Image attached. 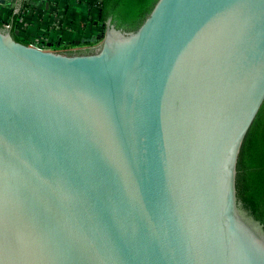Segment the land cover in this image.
<instances>
[{"label":"water","instance_id":"95a60500","mask_svg":"<svg viewBox=\"0 0 264 264\" xmlns=\"http://www.w3.org/2000/svg\"><path fill=\"white\" fill-rule=\"evenodd\" d=\"M103 2L0 21V264H264V0Z\"/></svg>","mask_w":264,"mask_h":264},{"label":"crops","instance_id":"0c3cea01","mask_svg":"<svg viewBox=\"0 0 264 264\" xmlns=\"http://www.w3.org/2000/svg\"><path fill=\"white\" fill-rule=\"evenodd\" d=\"M97 1L7 0L0 3V17L28 42L45 48L81 47L97 43L103 30Z\"/></svg>","mask_w":264,"mask_h":264},{"label":"trees","instance_id":"16d2710c","mask_svg":"<svg viewBox=\"0 0 264 264\" xmlns=\"http://www.w3.org/2000/svg\"><path fill=\"white\" fill-rule=\"evenodd\" d=\"M96 8H97V18L101 21V22H105L106 19L103 18V12H104V2L103 0H99L96 2ZM0 21L5 23L4 19L0 17ZM92 21L93 18H92ZM16 34V33H15ZM19 38H21L22 40L28 42L27 39L23 38L20 34H16Z\"/></svg>","mask_w":264,"mask_h":264},{"label":"built area","instance_id":"2783aa9c","mask_svg":"<svg viewBox=\"0 0 264 264\" xmlns=\"http://www.w3.org/2000/svg\"><path fill=\"white\" fill-rule=\"evenodd\" d=\"M7 25H10V23L6 22Z\"/></svg>","mask_w":264,"mask_h":264},{"label":"flooded vegetation","instance_id":"af4514ba","mask_svg":"<svg viewBox=\"0 0 264 264\" xmlns=\"http://www.w3.org/2000/svg\"><path fill=\"white\" fill-rule=\"evenodd\" d=\"M101 23H103V22H101Z\"/></svg>","mask_w":264,"mask_h":264}]
</instances>
